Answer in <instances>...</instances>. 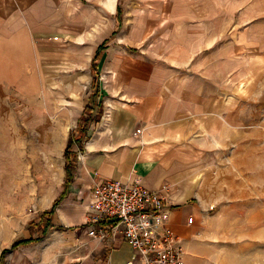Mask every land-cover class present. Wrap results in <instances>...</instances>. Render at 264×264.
I'll list each match as a JSON object with an SVG mask.
<instances>
[{"label": "rangeland", "instance_id": "374dc122", "mask_svg": "<svg viewBox=\"0 0 264 264\" xmlns=\"http://www.w3.org/2000/svg\"><path fill=\"white\" fill-rule=\"evenodd\" d=\"M106 1L46 7L49 20L31 38L30 90L0 86V264H45L33 259L37 247L3 250L27 230L38 236L33 220L59 194L66 135L59 128V97L83 98L92 89L94 47L105 39L107 47L124 30L117 45L154 52L177 13L192 15L187 25L202 30L200 38L187 37L192 44L208 42L193 61L216 62L224 76L216 86L223 93V127L200 143L201 163L192 170L200 199L209 203V241L217 255L207 260L220 255L224 264H264V0H117L120 25Z\"/></svg>", "mask_w": 264, "mask_h": 264}, {"label": "crops", "instance_id": "0c3cea01", "mask_svg": "<svg viewBox=\"0 0 264 264\" xmlns=\"http://www.w3.org/2000/svg\"><path fill=\"white\" fill-rule=\"evenodd\" d=\"M78 1L0 0L3 89L14 86L20 91L30 90L31 38L39 33L41 23L46 25L49 20L45 8ZM106 2L120 25L122 11L117 15V0ZM55 14L59 27V12ZM192 17L186 13L170 15L169 35L154 52L150 48L131 51L117 45L125 39L124 30L107 47L105 39L93 49L96 52L102 46L96 61L97 73L90 63L89 72L98 77L89 93L70 100L59 97V128L66 135L59 158L57 196L63 197L52 212L51 204L33 220L38 223L44 214L50 223L40 241L25 245L30 249L37 247L35 261L123 264L130 260L133 250L120 236L104 241L91 239L84 223L94 183L106 179L131 182L138 175L147 189L159 190L166 185L169 226L180 237L185 264H224L220 255L219 261L207 260L210 255L215 260L217 255L216 247L209 241V203L200 199L201 182L192 174L193 166L201 163L196 154L203 149L200 143L210 141L217 127H223V93L216 86L223 84L224 76L221 68L218 73L216 62H209V66L205 62L206 66L193 61L195 53L209 46L206 40L192 44L187 38L203 35L198 25L194 27L197 33L187 25ZM142 32L137 34L143 36ZM115 33L112 31L110 36ZM208 86L213 87L209 90ZM69 138L72 178L65 183L64 150ZM189 216L193 217L191 223L187 222ZM30 237L35 235L27 230L23 238ZM134 264L141 263L136 259Z\"/></svg>", "mask_w": 264, "mask_h": 264}, {"label": "built area", "instance_id": "2783aa9c", "mask_svg": "<svg viewBox=\"0 0 264 264\" xmlns=\"http://www.w3.org/2000/svg\"><path fill=\"white\" fill-rule=\"evenodd\" d=\"M166 185L150 190L136 175L131 182L101 180L93 184L87 207V236L104 241L120 236L133 250L123 264H185L180 237L169 226ZM192 216L187 218L191 223Z\"/></svg>", "mask_w": 264, "mask_h": 264}, {"label": "trees", "instance_id": "16d2710c", "mask_svg": "<svg viewBox=\"0 0 264 264\" xmlns=\"http://www.w3.org/2000/svg\"><path fill=\"white\" fill-rule=\"evenodd\" d=\"M120 13V8L119 6H117V15ZM102 48V46H99L97 51L95 52L94 56L92 57L91 59V68L92 70L97 73V58H98V54H99V51L100 49ZM97 75H95L94 77V81L96 82L97 81ZM87 108H85L86 110ZM99 118V115L97 114L94 118V120L97 121V119ZM72 138V137H71ZM71 138H69L68 140V143L65 147V150H64V155H65V158H66V163H65V172H66V179H65V183H68L70 182L71 180V168H72V159H71V156L72 154L70 153V148H71V143H72V140ZM63 197V194H61L60 196H57L53 203H52V209L50 212L53 211L54 207L59 203V201L61 200V198ZM44 214L41 216L42 218L40 219V221L38 223H33V225H31V228L32 227H35L37 229H40V234L38 236H35V237H30V238H23V239H20V240H17L15 242H13L10 246L9 249H6V250H3V252H6V251H10V250H14V249H17L19 246L21 245H27L29 243H33V242H37V241H40L44 235L46 234V232L48 231V228L50 227V223L48 221V219H44L43 218ZM30 228V229H31Z\"/></svg>", "mask_w": 264, "mask_h": 264}]
</instances>
